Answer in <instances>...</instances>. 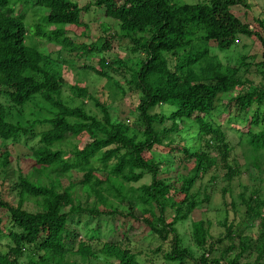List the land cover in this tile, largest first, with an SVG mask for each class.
Returning a JSON list of instances; mask_svg holds the SVG:
<instances>
[{
	"label": "trees",
	"instance_id": "16d2710c",
	"mask_svg": "<svg viewBox=\"0 0 264 264\" xmlns=\"http://www.w3.org/2000/svg\"><path fill=\"white\" fill-rule=\"evenodd\" d=\"M16 4L0 0V140L15 141L24 136L28 141L38 136L36 146L31 147L32 168L38 178L33 180L30 174L17 172L13 184L16 204L0 192V209L7 211L12 224L5 233L0 219V237L5 233L11 242L0 251V264H92L98 254L107 259L104 264H142L128 247V235L124 241L103 242L95 248L91 242L94 237L88 234L90 241L75 245L77 236L71 229L70 216L87 214H117L143 222L158 241L171 242L163 257L175 264H264V197H258L257 190L247 198L241 195L247 214L259 221L254 238L248 234L234 236L228 227L224 236L208 241L209 222L200 219L191 223L197 249L192 251L183 244L176 228L209 200L208 193L193 190L203 174L216 166L228 179L240 174L238 165L230 161L237 146L249 147L246 149L251 151L252 165L261 171L264 83L253 84L240 71L241 67H250L246 56L240 57V64H224L211 52L210 44L223 50L234 46L240 36L258 39L261 59L254 66L264 78V17H254L252 26L232 12L231 7L236 5L249 8L247 0H90L83 6L70 0H34V5L48 12L32 22V37L46 39L65 54L89 56L109 48L106 39L98 48L94 43L72 39L68 29H47L52 24L85 26L81 16L92 5L101 7L104 16L117 22L119 35L132 44L130 52L139 53L129 67L127 87L116 82H111L116 87L109 86L121 95L127 90L139 93L133 117L115 120L106 102L88 94L86 86L69 85L76 97L90 98L100 115L89 112L82 103L75 105L63 99L62 65L68 61L44 53L37 44H27L25 11L18 10ZM167 55L174 60L171 68ZM113 63L123 66L121 60ZM109 66L101 57L95 66L86 68L111 80L106 70ZM234 90H238L236 94L223 102L222 96ZM28 103L38 108L40 112H31L38 118L23 120ZM223 103L246 115L240 120L245 130L235 129L239 131L237 145L229 141L222 124L212 117ZM159 107L165 111H156ZM44 111L47 113L41 115ZM238 116L228 117V121L234 122ZM133 122L134 128L130 126ZM37 124L44 129L36 131ZM168 132L186 133L193 142L179 146L180 163L194 165L179 177L178 187L175 181L160 177L162 158L153 155L164 146L172 148V140L164 144ZM84 138L82 146L74 141ZM2 157L0 165L6 167L9 152ZM71 171L82 173V178L62 186L60 178ZM41 176L47 183L41 182ZM146 176L148 180L143 181ZM139 181L142 183L136 186ZM77 186L86 198L93 196L92 207L88 200L81 202L75 192ZM28 199L34 200L39 209H26ZM168 209L172 213L169 218ZM226 237L230 243L222 247ZM160 249L159 244L154 252ZM25 253L29 254L27 260L22 259Z\"/></svg>",
	"mask_w": 264,
	"mask_h": 264
},
{
	"label": "rangeland",
	"instance_id": "374dc122",
	"mask_svg": "<svg viewBox=\"0 0 264 264\" xmlns=\"http://www.w3.org/2000/svg\"><path fill=\"white\" fill-rule=\"evenodd\" d=\"M16 1V8L18 10L25 11V23L27 25V31L29 36L26 39L27 44H37L38 48L44 53L49 54L52 57L61 56L63 60H67V64L62 65V71L64 72L65 85L63 86L61 93L63 99H67L73 104H83L84 108L89 112L100 115L98 108L94 105L90 98H79L76 97L73 87L69 85H79L86 86L88 89V94L93 95L99 101H105L111 116L115 120H123L127 117H133V110L138 101L139 93L136 91L127 90L126 93H117L115 88L111 89L109 86L116 87L117 84L112 85L111 82L120 83L124 88L127 87V81L131 77V72L129 67L132 66L133 61L139 55V53L134 54L130 52L132 44L127 38L121 37L119 35V29L117 22L112 18L106 17L103 14V9L96 5H92L89 11L84 12L81 16L82 22L85 26H76L74 24L60 25L52 24L47 29L63 28L68 29L67 35L72 37V39L78 42L94 43L98 48L105 39L109 42V48L102 52H95V54L86 55L79 54L78 56L71 57L70 54H65L61 51L59 46L49 43L46 39L42 37H32V22L41 20V17L47 15V10H41L37 5H34V0H13ZM72 2H77L80 6L85 5L90 0H70ZM207 0H179L181 3H197ZM249 8L243 7L241 5H236L231 7L232 12L242 20L244 23L252 24L254 17H264V0H247ZM105 37V38H104ZM211 52L216 54L219 60L224 64H240V57L246 56V63L250 64L249 69L240 68V71L245 74L248 80H251L253 84H257L259 81H263L261 75L258 74L254 64L258 62L261 52V45L258 39L248 38L240 36L238 41L229 49H219L215 46V43L210 44ZM103 57L110 66L106 68L109 78L101 77L95 72L87 70V65H96L98 60ZM170 68L173 65V59L170 55H167ZM114 60H121L122 65L113 63ZM111 89V90H110ZM238 90L229 91L222 96L223 102H226L229 97L236 94ZM2 101V99H0ZM37 100V99H36ZM224 104V105H223ZM220 104L218 110L213 111L212 117L216 122L222 124L224 130L226 131L227 138L232 144H236L239 140V131L235 129L245 130L246 127L240 122L246 115L241 112L239 113L235 107L230 110V107L225 103ZM223 109V110H222ZM156 111H165L164 107H159L155 109ZM262 108L260 109V111ZM37 111V107L28 103L24 108L23 120H31L33 118H38L31 112ZM47 112H41V115ZM238 120L232 122L228 121V117L237 115ZM248 113L247 117H249ZM41 115L39 117H41ZM264 122V121H263ZM179 124V123H178ZM135 123H131L130 126L134 128ZM170 125L168 121L166 127ZM236 126V127H234ZM264 126V123H263ZM44 125H35V130L40 131L44 129ZM258 127H254L253 130H258ZM241 131V130H240ZM167 137L164 140V144L172 140L171 149L166 150H155L153 155L155 159L162 158V164L160 169V177H167L172 181H175V186L180 185L179 177L185 175L193 167L194 163L186 164L180 163L181 152L179 146L186 143L193 144L191 138L186 133H176L168 132L165 133ZM38 136L31 137L28 141L25 140L24 136H21L15 141H2L0 140V161L2 160V155L5 151L10 154L9 163L6 167H1L0 165V192L1 194L13 204L18 201V196L16 190L13 188V184L16 180L17 172L20 170L24 174H30L33 180H37L38 175L34 174L32 168L33 158L31 156V147L36 146V141ZM79 146H82L86 138L74 140ZM61 147H69L62 145ZM248 146H237L234 156L230 158L232 164L238 165L241 172L236 174L232 179H228L224 175V170L218 166L209 169L205 174H203L202 179L193 187L194 191H200L202 194L204 192L209 194V200L197 208H195L189 217L176 224L177 231L182 238V242L186 247H190L192 251L197 250L193 240H192V227L191 223L197 220H203L209 222V238L208 241L217 240L218 237H222L227 233V228L231 227L234 236L236 234H248L253 238L257 235L258 219L251 217L247 214L248 209L245 202L242 201L241 195L244 197H249L252 192L257 190L258 197H264V158L261 161L260 172L256 171L254 165H252L250 150L246 149ZM215 155V159H218V155L213 151L211 153ZM219 163V162H218ZM248 164V165H247ZM34 174V175H33ZM215 174V178L210 179L211 175ZM54 174H51V177ZM82 178V173L77 171H71L68 176L60 178L62 186H67L69 182L76 183ZM146 176L143 181H147ZM177 179V180H176ZM47 179L41 176V182L47 183ZM142 183L139 181L135 183L136 186ZM204 191V192H203ZM75 192L81 196V202L86 203L88 206L93 205V196L86 198L85 194L77 186ZM201 194V195H202ZM183 195L181 194V197ZM253 198V197H252ZM258 201V199H257ZM251 202L250 204H252ZM123 206V205H122ZM121 206V207H122ZM24 207L30 211H36L39 209L36 202L32 199H28L24 203ZM101 208L103 206H100ZM264 213V210L262 208ZM138 211H135V214ZM167 217L172 216L171 211L168 209ZM0 219L1 227L3 231L7 233L12 224L9 221V215L6 210L0 209ZM73 221L72 231L76 233V242L79 241H90L98 248L103 242L110 241H124L125 235L129 236L128 247L132 249L137 255V259L142 264H175L166 260L163 255L170 249V241L160 242L155 237H153L148 230V227L141 221L134 220L131 217L119 216L117 214L111 216H91L80 215V216H70ZM95 230L96 234L93 231ZM0 237V251H5L10 244L9 237L5 234ZM90 234V238L87 235ZM236 241V239H235ZM124 243V242H123ZM122 245H126L125 243ZM230 241L226 237L221 243L222 247L228 245ZM161 245L160 251L154 250ZM221 247V248H222ZM29 253V252H28ZM28 253L22 256L23 260H27ZM107 259L104 256L96 255L92 264H104ZM109 261V260H108ZM114 260H111V262Z\"/></svg>",
	"mask_w": 264,
	"mask_h": 264
}]
</instances>
